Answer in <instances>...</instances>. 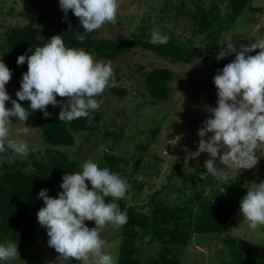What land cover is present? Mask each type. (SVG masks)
I'll use <instances>...</instances> for the list:
<instances>
[{
  "label": "rangeland",
  "instance_id": "1",
  "mask_svg": "<svg viewBox=\"0 0 264 264\" xmlns=\"http://www.w3.org/2000/svg\"><path fill=\"white\" fill-rule=\"evenodd\" d=\"M118 2L120 7L117 23L106 24L94 31L93 39L96 42L105 39L123 40L139 32L151 34L152 30L159 29L162 34L174 36L184 42L193 41L198 49L218 55L222 48L227 47L224 42L229 39L239 51L241 44L248 45L254 39L264 37V0L249 1L235 26L221 32L214 51L207 46L208 32L194 34L196 27L192 16L197 11V5L193 0ZM64 16L59 0H0V59L12 71V78L6 85L11 99L18 91L15 76L17 57L28 54L25 46L15 38L14 31L30 29L37 38H41L43 34L61 27ZM258 52L257 49L249 55ZM235 54L224 58L231 62L235 59ZM110 62L115 84L97 97L103 103L92 113L88 127L75 134L73 146H52L45 142L38 125L25 122V126L31 127L29 134L23 137L28 141L29 154L18 157L13 156L10 151L0 153V164L11 165L36 179L41 178L35 168L36 162L49 164L54 158L62 161L63 157L80 171L83 161L88 158L109 169L111 166L108 160L114 158L130 185V199L124 201L127 206L137 207L136 212L140 215L148 214L149 207L142 206L156 192H160L157 203L162 209L188 205L193 212H197L199 208L197 202H194L196 196L203 198V201L217 210L226 204H238L236 213L223 233L193 234L188 244L171 247L173 254L168 256L169 259L174 256L180 264H229L230 248L224 243L228 237L249 242L264 256V226L255 231L249 230L240 213V201L247 192L237 195L228 193V189L245 184L249 177H253L255 183L264 181V157L250 170L225 168L228 179L223 181L214 178L204 167L209 155L198 153V131L202 122L211 116L207 109L217 105L213 77L224 66L192 55L188 62L174 63L169 58L139 48ZM159 68L169 69L173 74L169 84V97L165 101L151 98L144 84L146 74ZM57 100L67 102V98L59 96ZM60 109L59 105L54 107V111ZM11 119L15 124L14 128L23 126L15 118ZM210 136L211 133L206 134L205 140ZM10 157L12 162H9ZM216 165L220 170L225 167L219 160ZM5 171L0 169V177ZM37 182L40 185L45 183L41 179ZM43 206L41 201L31 204L30 239H23L18 243L19 256L15 260L0 261V264H58L59 254L48 246L47 230L37 220V212ZM85 223L89 228L95 227L94 221ZM125 229L124 224L118 230L112 226L103 230L102 238L108 241L105 251L118 252L120 256L122 233ZM136 229L139 235L135 241L134 258L140 264H154L165 246L161 243L148 244V237L143 235L142 229ZM68 264L79 262L69 261Z\"/></svg>",
  "mask_w": 264,
  "mask_h": 264
},
{
  "label": "clouds",
  "instance_id": "2",
  "mask_svg": "<svg viewBox=\"0 0 264 264\" xmlns=\"http://www.w3.org/2000/svg\"><path fill=\"white\" fill-rule=\"evenodd\" d=\"M59 7L65 21L70 10L84 32L92 33L106 24L115 25L120 5L118 0H59ZM76 39L83 43L85 35ZM169 39L154 29L148 42L163 45ZM224 43L227 47L221 49L217 59L236 53L235 59L213 77L217 105L207 109L211 116L198 131V153L209 155L204 167L210 175L227 181L225 168L250 170L264 157V37L241 44L239 51L230 39ZM257 49V54L249 55ZM28 52L31 54L19 55L16 61L18 66L27 64L15 94L17 99H11L6 89L12 71L0 59V153L10 151L18 157L29 154L28 141L23 137L30 132L25 122L31 113L40 111L48 118L51 113L47 107L59 105L61 122L91 118L103 103L97 97L115 84L110 61L95 60L83 47L66 46L61 35H53L46 44ZM57 96L67 98V102L58 101ZM18 101H29L30 105L26 108ZM11 118L23 126L14 128ZM208 133L211 136L205 140ZM217 160L225 166L222 170L217 168ZM59 187L62 191L57 197L49 196L47 189L39 191L44 206L37 212L38 223L47 230L48 246L59 254L58 264H118V252L105 251L108 241L102 238V232L108 226L118 230L127 222L126 210L117 203L130 199L127 178L88 158L80 171L65 173ZM106 198L110 200L106 202ZM239 207L249 230L264 226V181L251 183ZM85 221H94L95 227L89 228ZM18 256V242L0 243V261Z\"/></svg>",
  "mask_w": 264,
  "mask_h": 264
},
{
  "label": "trees",
  "instance_id": "3",
  "mask_svg": "<svg viewBox=\"0 0 264 264\" xmlns=\"http://www.w3.org/2000/svg\"><path fill=\"white\" fill-rule=\"evenodd\" d=\"M197 5V11L193 14V22L196 27L195 35L208 32L207 46L210 50H215L218 45V37L223 31L233 28L242 15L245 7L250 0H193ZM69 23L71 29L69 30ZM85 35L83 43L76 37ZM53 35H61L66 46L83 47L97 59L116 61L122 55L139 48L154 52L172 62H188L191 55L201 57L214 64L225 66L230 61L223 58L217 59L215 53H210L195 47L193 41L184 42L174 36H169L167 44H151V34L139 32L131 35L127 39L113 40L105 39L102 42H96L92 33H85L79 25L78 18L69 11L67 21L63 19V25L56 28L51 33H46L37 38L33 30H16L15 38L21 42L28 50H35L36 46H43L47 39ZM31 53L28 52V55ZM23 67H17L15 76L17 79L18 90L22 74L27 71L26 63ZM173 74L169 69L159 68L149 72L145 76V87L149 96L156 101H165L169 97V84L172 81ZM13 99H17L15 96ZM24 107H29V101H18ZM11 102L7 103V107ZM47 111L51 113L50 117L44 118L43 113L36 111L30 114L26 122H32L38 125L43 132L46 143L57 147H68L75 144V134L88 127L89 119L79 118L70 123L58 120L59 112L54 111V107L49 105ZM92 116V114H91ZM116 159L109 158L110 170L125 177L116 164ZM140 163V161H139ZM101 167L105 165L101 164ZM36 171L41 174V178L33 179L23 171L7 164H0L1 170H6L0 177V243L9 240L21 242L23 239H30L32 225L30 220L31 204L34 201L43 202L38 197L42 189L48 190V195L57 197L62 191L59 185L62 183V176L65 173L76 172L75 166L67 163L66 158L62 161L53 159L49 164L36 162ZM45 181L40 185L38 180ZM253 183V177L243 185H238L228 189L230 195L246 193ZM90 187V185H89ZM160 192H156L149 202L142 207H149L148 214L140 215L136 212L137 207L127 206L124 200L117 201L122 211L127 212L126 229L122 233L123 244L120 248L118 264H140L134 258L136 253L135 241L138 237L137 227L142 229L143 235L148 237V244L161 243L164 245L160 258L154 264H180L179 260L172 256V246L186 245L189 243L193 234H221L226 230L227 223L236 213L238 204H226L219 210L214 208L203 198L196 196L194 202H197L198 211L193 212L191 206L185 207H162L157 203V197ZM110 198H106L108 202ZM193 202V203H194ZM44 203V202H43ZM8 236H10L8 238ZM225 245L230 248L231 261L229 264H264V256L253 247L249 242L228 237L225 239ZM40 264V263H38Z\"/></svg>",
  "mask_w": 264,
  "mask_h": 264
}]
</instances>
